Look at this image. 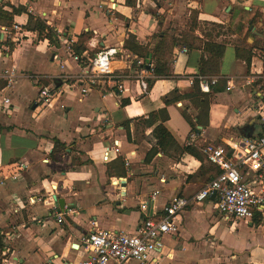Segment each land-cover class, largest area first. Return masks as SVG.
<instances>
[{
    "label": "crops",
    "instance_id": "obj_1",
    "mask_svg": "<svg viewBox=\"0 0 264 264\" xmlns=\"http://www.w3.org/2000/svg\"><path fill=\"white\" fill-rule=\"evenodd\" d=\"M2 5L8 12L12 6L26 7L64 38L68 34L69 40L90 33L87 45L92 51H123L115 65L126 73L134 72L137 56L124 48L130 35L152 49L174 23L173 35L180 37L192 16L199 23L195 35L200 41L212 39L225 46L221 71L227 62L231 74L221 75L236 76L251 65L262 66L255 51L264 49V0H0ZM114 5L116 10L108 13ZM241 7L250 16L245 18ZM28 19V14L14 17L18 30L0 20V63L16 67L20 74L41 75L48 84L62 73L78 72L65 52L67 38L53 49L48 40L26 30ZM210 25L223 33L213 34ZM5 39L15 44L8 56L4 55ZM183 48L174 49L172 77L154 81L148 94H143L139 82L128 81L123 97L114 90L105 95L97 90L80 100L77 85L60 84L62 96L48 106L51 112L43 110L37 118L27 113L17 96L28 82L37 89L33 82L20 75L11 87L1 89L6 82L0 80V100L10 99L9 111L0 105V264H79L89 255L78 245L84 234L99 228L134 235L153 209L163 210L175 195L191 196L211 180V172L204 171L202 162L190 155L167 150L150 159L156 140L153 128L141 121L166 109L170 116L166 126L177 144L183 148L191 143L192 127L183 112L197 122L198 111L189 99L169 106L164 102L176 89L181 95L192 92L186 78L198 74L199 60L206 57L203 50L186 48L184 53ZM212 95L209 124L197 126V148L224 145L230 138L261 132L256 108L260 95L249 88ZM37 98L38 89L35 102ZM122 101L128 104L124 106ZM59 110L66 115L53 120L52 114ZM216 113L219 120L213 116ZM246 127L252 128L250 135L245 134L249 133ZM54 139L66 144L59 161L51 156ZM157 190L156 203L149 202L148 210H142L140 206ZM51 196L62 199L64 209L57 202L28 204L30 198ZM56 208L65 212V223L58 224L51 216ZM178 224V234L162 236L151 264H264L261 217L229 219L209 200L190 206Z\"/></svg>",
    "mask_w": 264,
    "mask_h": 264
},
{
    "label": "built area",
    "instance_id": "obj_2",
    "mask_svg": "<svg viewBox=\"0 0 264 264\" xmlns=\"http://www.w3.org/2000/svg\"><path fill=\"white\" fill-rule=\"evenodd\" d=\"M116 5L111 6L108 13H113ZM18 30V26H13ZM59 33V32H58ZM62 35V33H59ZM16 36L15 39L16 40ZM65 38L60 37V43ZM66 54L79 69L73 74L62 73L52 78L51 83L45 82L41 75H28L18 73L16 67L5 66L0 63V80L6 82L7 88L20 77L31 80L38 89L37 105H50L61 96L63 86L77 85L80 92V100L87 97L93 91H100L104 95L108 90L116 91L118 96H125L128 91L126 82L137 81L143 94L150 91V82L156 79L153 62L148 66L145 58L134 55V72H122L115 63L119 60V54L123 51L109 48L90 57L88 52L82 56L75 54L72 45L73 40L64 42ZM61 44H59L61 46ZM187 53V49H182ZM5 56L10 54L6 47ZM127 51V50H126ZM5 56L3 58H5ZM55 58V57H54ZM255 58L261 62V68L251 65L245 73L236 76H192L186 78L192 86L197 82L199 90L203 94H211L213 87L223 83L227 92L235 89H251L260 95L257 109L264 115V49L256 51ZM63 67V66H62ZM3 104H10V99H4ZM181 105V103H180ZM258 112V113H259ZM199 134H190L191 144L195 143ZM240 142L234 138L224 141V145L207 144L202 148L207 162L217 169V174L198 192L191 196L175 195L163 210H152L142 221L136 234L128 235L123 232L94 228L81 237V243L88 252V257L79 264H151L152 253L161 247V238L166 234H178L181 215L192 205L212 200L215 195L214 208L229 219L254 220L261 217L264 220V117L262 119V132L257 138L240 135ZM118 152V146L114 147ZM108 159V153L106 160ZM127 168L129 163H126ZM25 167V165H23ZM19 177V176H18ZM16 177V178H18ZM9 179V177H5ZM114 184H118L116 181ZM160 192L154 191L147 202L140 208L148 210L149 202L156 203ZM56 203L54 197L43 199L33 197L28 204L43 203L49 205ZM72 212V210H68ZM58 224L65 223V212L53 209L52 215Z\"/></svg>",
    "mask_w": 264,
    "mask_h": 264
},
{
    "label": "trees",
    "instance_id": "obj_3",
    "mask_svg": "<svg viewBox=\"0 0 264 264\" xmlns=\"http://www.w3.org/2000/svg\"><path fill=\"white\" fill-rule=\"evenodd\" d=\"M129 3L131 4L130 1ZM240 10L245 18L250 16V13L246 11L244 7H241ZM21 14H28L29 17L28 24L25 27L26 30L36 32L40 40H48L53 49L58 48L59 44H61L60 37L63 36V34L60 35L58 31L49 26L43 19L31 14L28 9L23 6H12L11 12L5 11L3 5L0 6V20L9 27L14 26V17ZM198 28L199 23L197 22L196 16H192L188 30H185L180 35V37L173 35L170 39V42H168V36L166 33H164L162 36H159L160 38L158 42L152 49H150L149 46L140 44L135 36L130 35L128 37L124 45L126 50H130L140 58L146 59L148 54H152L153 56L154 74L156 79L150 82V88L154 86V81L159 79H170L172 77L171 63L173 61L174 49L177 47H185L188 49V51L203 50L205 52L206 57L203 55L199 60V71L195 76L221 75V61L225 52V46L213 40L203 42L200 41L199 37H196L195 35V32ZM65 38L68 39V34ZM90 38V33H84L78 36L76 41L73 40L74 43L72 48L75 54L82 56L85 52H88L90 57H94L99 53L96 50L92 51L89 49L87 44ZM3 45L8 47L11 52L15 49V44L12 42V39H5ZM3 84L4 85L1 87V89L7 86L6 83ZM212 91L213 93L224 92L225 86L222 83L213 87ZM210 96L211 94L201 93L196 82L191 93L181 95L179 90L176 89L170 95L164 97V102L169 106L175 104L178 100L183 101L184 99H189L199 113L196 117L197 122H194L192 118L186 113V111L183 112V116L191 125L192 132L198 133L199 130L197 129V126L200 125L206 127L209 124V109L211 104ZM171 97L173 98L171 99ZM127 102L128 101H122V105L126 106L128 104ZM169 120L170 116L166 109L154 111L148 116L147 119H141L145 126L153 128L152 135L156 140V147H154L149 153L150 159L156 156L158 151L167 152V150H171L175 153H179L180 155H190L196 158L202 162V169H204V162H207V159L203 154L202 149L197 148L191 143L186 144L183 148L180 147L166 126V123ZM54 141V149L51 156L54 160L59 161L62 158L66 144L57 139H54ZM216 174L217 169L210 179H212Z\"/></svg>",
    "mask_w": 264,
    "mask_h": 264
},
{
    "label": "rangeland",
    "instance_id": "obj_4",
    "mask_svg": "<svg viewBox=\"0 0 264 264\" xmlns=\"http://www.w3.org/2000/svg\"><path fill=\"white\" fill-rule=\"evenodd\" d=\"M163 16H159V19L162 20ZM186 21L183 20L182 22V26L186 27ZM189 25H190V21H188ZM188 25V24H187ZM176 27V24L174 23V26H169V28H166L165 30V33L167 34V39H168V42H170V39L171 37L173 36V30L175 29ZM178 27V26H177ZM189 26L186 27V31L188 30ZM210 30H213V34H216V33H220L222 34L223 31L217 27V26H212L210 25L209 26ZM228 34V33H226ZM212 40V39H210ZM227 62H224L223 64V69L221 71V74H224V75H230L231 74V71H228V67L226 65ZM65 86V85H64ZM63 86V87H64ZM36 94H37V89L34 88L30 82L26 83V86L25 88H23V90L20 91V93L17 95L19 96L18 99L20 101V103L22 105H25L27 108V113L31 112L33 117H39L40 116V113L43 111V110H48L51 112L52 109L48 108L49 105H41L39 104L34 110H32L33 106L36 104L35 102V98H36ZM212 93H211V96H210V102L212 103L214 101L213 97H212ZM226 95H223L221 99H224ZM220 99V100H221ZM4 99L0 100V105L3 103ZM10 104H4V106H6L5 110L6 111H9L10 110ZM216 108L218 109L219 106H216ZM217 109H215L217 111ZM60 112H58V114H52V119L53 120H58L59 119V115L60 116H65L66 113L64 110H59ZM213 116H215V119H218V113L216 114H213ZM221 143H215V145H220ZM207 144L205 145H202V147L206 146ZM175 158H178V155H176ZM204 165H205V168H204V171H210L211 172V175H213L216 171L215 167H213L212 165H210L209 163H207L206 161L204 162Z\"/></svg>",
    "mask_w": 264,
    "mask_h": 264
},
{
    "label": "water",
    "instance_id": "obj_5",
    "mask_svg": "<svg viewBox=\"0 0 264 264\" xmlns=\"http://www.w3.org/2000/svg\"><path fill=\"white\" fill-rule=\"evenodd\" d=\"M58 47L60 48V45H59ZM146 63L148 64V66L152 63V54H148V55H147V57H146ZM57 86L60 87V84L57 85ZM36 107H37V105H34V106H33V109H35ZM258 115H259V118H258V121H257V122H259L260 120L262 121L264 115H262V114H260V113H258ZM199 128H200V127H199ZM239 131L241 132L242 130L239 129ZM246 131H249V133L247 132V133H245V134H246V135H250V132L252 131V128H251V127H246ZM261 132H262V129H261ZM248 137H250V136H248ZM252 138H257V136L255 135V136H253ZM234 140H235L236 142H240L241 137L238 136V137H236ZM211 199H212V200L215 199V195H214V194H213V196H212ZM54 200H55V202H57V203L60 204V206H61L62 209H64V207H65V203H64V201H63L62 199H58V197L55 196V197H54Z\"/></svg>",
    "mask_w": 264,
    "mask_h": 264
}]
</instances>
